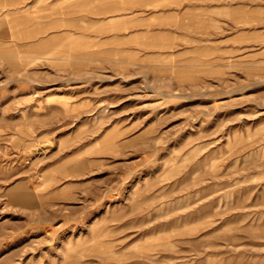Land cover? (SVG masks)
I'll return each mask as SVG.
<instances>
[{
  "label": "rangeland",
  "instance_id": "obj_1",
  "mask_svg": "<svg viewBox=\"0 0 264 264\" xmlns=\"http://www.w3.org/2000/svg\"><path fill=\"white\" fill-rule=\"evenodd\" d=\"M143 4L0 30V264H264V0Z\"/></svg>",
  "mask_w": 264,
  "mask_h": 264
},
{
  "label": "crops",
  "instance_id": "obj_2",
  "mask_svg": "<svg viewBox=\"0 0 264 264\" xmlns=\"http://www.w3.org/2000/svg\"><path fill=\"white\" fill-rule=\"evenodd\" d=\"M147 7L143 0H0V30L9 31L7 26L14 24L16 17H23V23H29L30 26L37 24L38 26L28 29L42 31L45 33L43 37L47 33L57 34L63 31V22L71 25L64 30L70 32L89 31L76 25L81 22H116L118 27L110 31L132 34L149 29L142 25H150L147 22H151L153 18H158L159 25H166L160 18L168 15L167 9L144 10ZM119 47L143 48L139 43L130 41Z\"/></svg>",
  "mask_w": 264,
  "mask_h": 264
}]
</instances>
